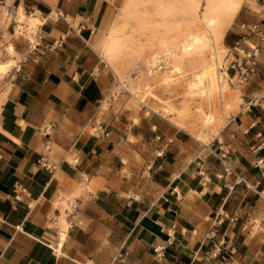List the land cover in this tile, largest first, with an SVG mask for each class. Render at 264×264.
Returning a JSON list of instances; mask_svg holds the SVG:
<instances>
[{
	"label": "crops",
	"instance_id": "crops-1",
	"mask_svg": "<svg viewBox=\"0 0 264 264\" xmlns=\"http://www.w3.org/2000/svg\"><path fill=\"white\" fill-rule=\"evenodd\" d=\"M105 1L0 0V63L12 62L0 74V264H264V110L246 107L264 96V0H243L224 33L231 55L255 48L257 64L206 143L104 104ZM71 193L63 232L51 218Z\"/></svg>",
	"mask_w": 264,
	"mask_h": 264
},
{
	"label": "rangeland",
	"instance_id": "rangeland-1",
	"mask_svg": "<svg viewBox=\"0 0 264 264\" xmlns=\"http://www.w3.org/2000/svg\"><path fill=\"white\" fill-rule=\"evenodd\" d=\"M242 1H105L108 7L96 31L102 69L111 82L104 104L112 99L121 108L159 114L195 139L211 140L242 106L240 86L228 85L219 70L231 53L223 36ZM36 23L32 19L29 34L36 33ZM195 37L202 41L188 49ZM198 75L205 86L190 94Z\"/></svg>",
	"mask_w": 264,
	"mask_h": 264
},
{
	"label": "built area",
	"instance_id": "built-area-1",
	"mask_svg": "<svg viewBox=\"0 0 264 264\" xmlns=\"http://www.w3.org/2000/svg\"><path fill=\"white\" fill-rule=\"evenodd\" d=\"M230 55L226 57V60L228 61L227 64L220 66L219 70L223 75V79L226 81L228 85L241 86L249 81L252 73L255 71V67L257 64V57H258L257 49L252 48L249 51H241L240 54L238 55H231V56ZM251 106H258L262 110H264V96L250 100L247 103L246 107L249 108ZM37 165L43 168L51 167V165L48 164V161L45 157H41ZM257 166L262 170L261 177L264 181V160L262 158H260L257 161ZM238 182L244 183L246 186L249 187L243 176L238 177ZM58 199L61 202L60 203L61 207L57 206L55 208V213L53 214L51 221L60 230V226L62 225V220H63L67 231L68 229L72 228V226L74 225L73 219L77 213L78 199L76 197H63V196ZM157 251H158L157 248H155L156 253ZM157 256H159V254H157Z\"/></svg>",
	"mask_w": 264,
	"mask_h": 264
},
{
	"label": "bare ground",
	"instance_id": "bare-ground-1",
	"mask_svg": "<svg viewBox=\"0 0 264 264\" xmlns=\"http://www.w3.org/2000/svg\"><path fill=\"white\" fill-rule=\"evenodd\" d=\"M236 5V4H234ZM233 5V6H234ZM202 40L199 38H194L192 39L190 44H187L188 49L192 48L194 45H196L197 43H200ZM12 64V62H8V63H0V74L5 70L8 69L10 67V65ZM224 80V79H223ZM205 86V80L200 77L198 75V77L196 78V80L190 84L189 86V92L190 94H194L195 92H201L202 88ZM167 112V111H166ZM66 228V227H65ZM63 232H66V229L63 230Z\"/></svg>",
	"mask_w": 264,
	"mask_h": 264
}]
</instances>
